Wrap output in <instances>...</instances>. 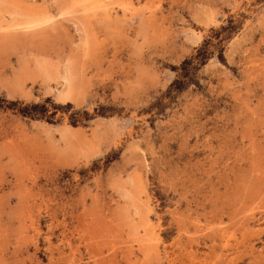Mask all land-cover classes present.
<instances>
[{
  "label": "rangeland",
  "instance_id": "374dc122",
  "mask_svg": "<svg viewBox=\"0 0 264 264\" xmlns=\"http://www.w3.org/2000/svg\"><path fill=\"white\" fill-rule=\"evenodd\" d=\"M0 264H264V0H0Z\"/></svg>",
  "mask_w": 264,
  "mask_h": 264
},
{
  "label": "trees",
  "instance_id": "16d2710c",
  "mask_svg": "<svg viewBox=\"0 0 264 264\" xmlns=\"http://www.w3.org/2000/svg\"><path fill=\"white\" fill-rule=\"evenodd\" d=\"M238 25L233 22L232 19H228L225 25H221L219 28L215 29V35L220 36V33L222 35L219 37L216 43H212L210 39H204L201 44L197 47L196 54L193 56V58L185 59L182 61L180 65V76L182 79L180 81L176 80L177 82V89L180 90L184 88L189 82H192L193 79V72L194 70L198 69L201 65L205 64L207 60L214 55V49L217 48L218 58L222 60V53H221V41L223 39L229 38L235 31H237ZM212 46V47H210ZM50 102V105L53 108H67L70 107V103H66L64 105L60 104H54L49 99L45 100L43 103H28L24 106L23 109H21V113L25 116L31 117V118H42L46 119L47 121H50V117L54 114L55 111H52L51 113L47 114L48 108L46 103ZM83 113L86 116L88 113L86 111H79L77 110L75 113ZM77 119H71L70 123L73 125L77 124Z\"/></svg>",
  "mask_w": 264,
  "mask_h": 264
},
{
  "label": "bare ground",
  "instance_id": "6f19581e",
  "mask_svg": "<svg viewBox=\"0 0 264 264\" xmlns=\"http://www.w3.org/2000/svg\"><path fill=\"white\" fill-rule=\"evenodd\" d=\"M131 3V2H130ZM47 17V16H46ZM43 18V17H42ZM40 20V19H39ZM29 26V25H28ZM67 91V90H66ZM66 91H63L66 94ZM67 95V94H66Z\"/></svg>",
  "mask_w": 264,
  "mask_h": 264
}]
</instances>
